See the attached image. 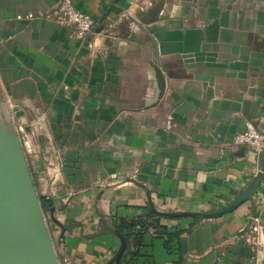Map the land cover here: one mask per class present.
Wrapping results in <instances>:
<instances>
[{"label":"crops","instance_id":"crops-1","mask_svg":"<svg viewBox=\"0 0 264 264\" xmlns=\"http://www.w3.org/2000/svg\"><path fill=\"white\" fill-rule=\"evenodd\" d=\"M61 1L0 0V179L22 154L58 264H116V226L153 206L264 193L261 155L233 144L247 122L264 134V0H74L86 42L47 18ZM261 205L161 219L119 264H256L240 235Z\"/></svg>","mask_w":264,"mask_h":264},{"label":"water","instance_id":"water-1","mask_svg":"<svg viewBox=\"0 0 264 264\" xmlns=\"http://www.w3.org/2000/svg\"><path fill=\"white\" fill-rule=\"evenodd\" d=\"M262 168L264 174V153ZM0 179V264H58L41 200L22 154L14 153L3 158ZM256 186L245 192L223 210L209 214L157 213L167 216L216 219L234 212L247 201H253ZM120 236V235H119ZM122 246L115 257L119 264L127 249L126 240L120 236Z\"/></svg>","mask_w":264,"mask_h":264},{"label":"built area","instance_id":"built-area-1","mask_svg":"<svg viewBox=\"0 0 264 264\" xmlns=\"http://www.w3.org/2000/svg\"><path fill=\"white\" fill-rule=\"evenodd\" d=\"M32 14L18 16V19H33ZM47 18L52 22L66 28L70 36L80 42L89 40L93 33L96 21L91 14L79 8L74 0H62L58 6L47 14ZM233 144L245 146L252 152L262 155L264 153V134L259 132L252 122H247L245 130L235 136ZM254 199L262 202L259 211L251 216V224L248 230L241 233L240 239L250 245L255 253L256 264H263L260 255L264 238V193Z\"/></svg>","mask_w":264,"mask_h":264},{"label":"trees","instance_id":"trees-1","mask_svg":"<svg viewBox=\"0 0 264 264\" xmlns=\"http://www.w3.org/2000/svg\"><path fill=\"white\" fill-rule=\"evenodd\" d=\"M42 208L44 213H50L52 211V205L49 200L41 198ZM147 216L144 219H140L134 222L121 221L116 226L117 233L122 236L127 242V249L122 257L120 263H122L128 255L136 256V253L132 252V241L133 239L139 240L146 232L150 229L158 227V223L161 219L172 218L165 214L157 213L153 209L149 208Z\"/></svg>","mask_w":264,"mask_h":264}]
</instances>
